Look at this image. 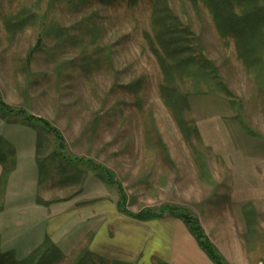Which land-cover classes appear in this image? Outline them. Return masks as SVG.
Segmentation results:
<instances>
[{
  "label": "rangeland",
  "instance_id": "374dc122",
  "mask_svg": "<svg viewBox=\"0 0 264 264\" xmlns=\"http://www.w3.org/2000/svg\"><path fill=\"white\" fill-rule=\"evenodd\" d=\"M169 2L199 36L205 55L234 94L227 96L211 81L209 85L187 81L183 91L189 95V114L200 143L192 139L191 146L183 139L159 96L161 72L143 38L150 29V0H0L1 98L9 107L53 123L65 138V156L76 157L69 162L49 157L55 139L51 132L42 133L48 147H41V158L48 172L37 196L42 201L61 199L47 205V214L61 212L56 204L65 201L88 205L87 201L106 197L117 203L120 186L127 211L158 212L166 204L184 207L226 256L240 237L248 260L264 264V228L255 234L245 227L247 222L264 227V44L255 42L259 60L248 69L234 40L220 37L199 0ZM22 7L36 15L33 21L22 28H6L3 17ZM38 35L43 45L29 57ZM134 81L132 89L125 87ZM39 132L40 126L28 124L23 114L0 109V136L14 150L19 166L12 182L15 188L32 174L40 177L35 161L32 169L28 167ZM78 157L85 160L78 162ZM93 163L115 175L113 184L92 169ZM66 175H72L65 178L66 185L54 186ZM0 204L1 246L23 258L36 244L28 241V226L26 234L16 235L23 227L15 218L18 214L27 222L32 212H14L5 200ZM254 206L257 216L246 222L244 212L250 214ZM85 209L89 213L90 207H76V214L82 211L83 216ZM80 218L51 238L68 254L64 264H70L81 244L90 249L87 219ZM255 236L261 249L251 246ZM229 261L239 264L233 258Z\"/></svg>",
  "mask_w": 264,
  "mask_h": 264
},
{
  "label": "trees",
  "instance_id": "16d2710c",
  "mask_svg": "<svg viewBox=\"0 0 264 264\" xmlns=\"http://www.w3.org/2000/svg\"><path fill=\"white\" fill-rule=\"evenodd\" d=\"M12 1V0H6ZM196 4V0H190ZM208 10L215 28L224 40L232 38L240 56H243L245 65L248 69L254 68L259 57L260 51L255 42L264 44V3L262 0H199ZM150 29L144 31V41L155 57L161 72V80L158 85V93L165 106L169 109L171 116L176 123L183 139L193 146L192 139L200 143V133L194 119L190 116L189 95L183 91L187 81L191 78L203 81L209 85L208 81L214 82L229 97L234 94L227 87L223 78L219 74L218 67L209 59L204 51L199 36L192 30L190 24L185 23L170 5L169 0H150ZM36 15L26 11L22 7L10 16L3 17V25L13 29L24 27ZM9 31V30H8ZM41 35L37 36V42L30 50L28 56L41 49L43 45ZM135 81L128 83L125 87L132 89ZM196 88V87H195ZM202 92V91H200ZM197 91V93H200ZM6 109L11 112L23 114L28 124H38L40 132L36 139V164L38 166L40 177L38 185L43 183L45 172V163L41 156L43 150L41 147L48 144L44 141L45 135L42 133L53 134L55 139L54 148L48 153V156L55 159L65 160L76 159L73 156H65L66 141L61 131L49 120L37 117L27 113L23 109L12 108L6 105L0 95V109ZM164 153L167 149L163 143H159ZM42 151V152H41ZM67 158V159H66ZM84 161L78 157L77 161ZM14 150L10 148L5 140L0 136V202L6 189L8 176L15 168ZM69 162V161H67ZM100 168L99 166H97ZM92 169L98 170L99 175L108 184H113L115 175L101 167L96 169L92 164ZM62 171L63 168L61 169ZM72 175H66L61 181L54 182V186L66 185L65 178ZM55 178V177H54ZM53 178V179H54ZM46 179V178H45ZM118 186V184H117ZM63 187V186H62ZM119 199L116 203L117 211L125 216L138 221H147L150 219L162 218L164 213L176 217L183 221L186 228L193 236L198 247L206 254L213 264H230L221 254L218 248L210 241L199 220L188 209L176 205H162L156 212L151 208H142L137 213L126 210L125 195L121 187H118ZM61 199L53 198L50 201H42L38 198V203L48 205ZM2 205L0 204V210ZM165 211V212H164ZM247 214V211H246ZM248 216V215H247ZM73 253L70 264H139L123 260H107L104 256L94 253L87 245L81 244ZM66 253L62 252L53 240L46 235L44 240L35 249L29 252L25 257L18 258L12 250H4L1 246L0 238V264H64ZM160 264H169L158 262Z\"/></svg>",
  "mask_w": 264,
  "mask_h": 264
},
{
  "label": "crops",
  "instance_id": "0c3cea01",
  "mask_svg": "<svg viewBox=\"0 0 264 264\" xmlns=\"http://www.w3.org/2000/svg\"><path fill=\"white\" fill-rule=\"evenodd\" d=\"M33 153V158L28 161V167L31 169L33 168L32 163L34 161L36 163V143ZM15 167L7 182L1 202L4 200L10 202L14 208L13 211H17L20 214L28 211L34 213L33 217L31 213V217L28 218L27 222L21 221L18 214V217L16 216L15 219H17L16 222L18 225L23 227L20 233L16 235L22 236L23 232L26 234L28 232L27 226L30 227L28 241H34V245L36 244L35 248L42 243L46 235L50 238L53 235H61L66 231L65 229L69 223L76 222V217L81 216L80 219L83 221L82 218L85 216L86 218L84 219H87L85 222L88 223L87 233L92 236L90 250L100 253L103 256L139 264H153L158 262H166L169 264H213L198 247L183 221L176 217L166 215L162 218L147 221L130 219L117 211L116 202H111L106 197L90 202L87 201L88 205L76 204V201H73V205H70L68 201L60 202L56 206L57 208L60 206L58 210L61 212L49 215L46 213L48 206L38 203L39 177L35 176L34 178L32 174L27 180L23 179V181L17 183L18 188H15L12 182L18 174L19 166L16 165ZM24 185L27 188H24ZM33 187L35 191H33ZM76 207L78 209L90 207L89 213L85 209L86 211H83V216L81 215L82 211L76 214ZM250 210V214L248 211L246 216L244 212L246 222V218L252 217L253 220L257 216V213L252 211H257L255 206L251 207ZM89 214L91 216L87 217ZM258 215L261 214L258 213ZM90 217L93 219L91 220ZM99 219L101 221L97 223ZM245 227L254 230L255 234H258L257 232H261L264 228L261 226L254 228V222L245 223ZM74 229L76 230V227ZM256 237L258 236L250 239L251 246L255 247L254 249H261V246H256L260 244V240ZM240 239L239 237V242L235 243V245L233 243L234 248L228 256L217 248L228 262H230V258H233L239 264H256L257 262L248 260L247 252L243 248ZM97 241L99 244L103 243V245L98 246ZM75 244L76 242H74L73 246ZM259 262L262 263L261 260Z\"/></svg>",
  "mask_w": 264,
  "mask_h": 264
}]
</instances>
